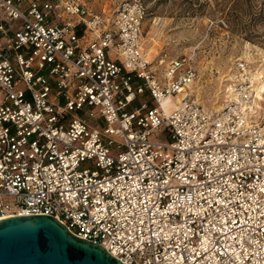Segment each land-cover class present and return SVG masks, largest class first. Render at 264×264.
<instances>
[{"label": "built area", "instance_id": "obj_1", "mask_svg": "<svg viewBox=\"0 0 264 264\" xmlns=\"http://www.w3.org/2000/svg\"><path fill=\"white\" fill-rule=\"evenodd\" d=\"M146 16L0 0V219L52 216L125 264H264V74L236 60L205 107L189 58L148 59Z\"/></svg>", "mask_w": 264, "mask_h": 264}, {"label": "rangeland", "instance_id": "obj_2", "mask_svg": "<svg viewBox=\"0 0 264 264\" xmlns=\"http://www.w3.org/2000/svg\"><path fill=\"white\" fill-rule=\"evenodd\" d=\"M120 1L89 0V6L111 16ZM143 1L147 16L141 41L148 59L161 53L189 58L197 72L194 98L206 107L223 106V88L236 60L248 61L264 74V0ZM261 80L256 115L263 123L264 77Z\"/></svg>", "mask_w": 264, "mask_h": 264}, {"label": "water", "instance_id": "obj_3", "mask_svg": "<svg viewBox=\"0 0 264 264\" xmlns=\"http://www.w3.org/2000/svg\"><path fill=\"white\" fill-rule=\"evenodd\" d=\"M0 264H125L48 215L0 219Z\"/></svg>", "mask_w": 264, "mask_h": 264}, {"label": "bare ground", "instance_id": "obj_4", "mask_svg": "<svg viewBox=\"0 0 264 264\" xmlns=\"http://www.w3.org/2000/svg\"><path fill=\"white\" fill-rule=\"evenodd\" d=\"M248 62V61H247ZM231 76V75H230ZM259 78V79H257V78ZM228 78H230V77H228ZM255 80V84H254V99H253V108L255 109V111L254 112H256L257 113V102H258V98L261 96V89H262V86L260 85L261 83L260 82H263V80H261V78H260V75H255V76H253L252 77V81H254ZM256 80H258V88H260V90L258 89H256ZM196 99V98H195ZM167 101L168 100H166L165 102L167 103ZM196 101H198L197 99H196ZM199 102V101H198ZM199 103H201V102H199ZM202 104V103H201ZM203 105V104H202ZM223 105H224V103H223ZM203 106H205V105H203ZM206 107V106H205Z\"/></svg>", "mask_w": 264, "mask_h": 264}]
</instances>
